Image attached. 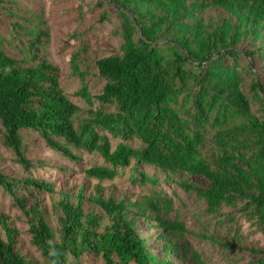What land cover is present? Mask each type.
<instances>
[{
  "label": "trees",
  "instance_id": "obj_1",
  "mask_svg": "<svg viewBox=\"0 0 264 264\" xmlns=\"http://www.w3.org/2000/svg\"><path fill=\"white\" fill-rule=\"evenodd\" d=\"M95 5L99 20L109 21L121 42L94 59L104 78L96 94L78 66L88 45L71 55V73L79 77L75 92L88 105L80 113L59 83V69L42 52L46 22L19 14L17 0H0L13 30L30 37L20 56L0 45V147L11 150L25 171L10 175L0 166V186L18 204L40 257L23 251L11 218L0 213V264H86L87 257L103 264H206L184 237V224L165 215L170 200L117 199L104 195L99 183L87 189L84 182L111 180L118 168L144 163L179 175L178 185L205 201L207 212L244 200L264 230V80L246 59H258L264 72V0ZM95 100L100 106H92ZM30 131L70 160H79L75 148L98 153L106 164L85 168L83 183L56 189L29 172L46 162L26 155ZM112 139H119L114 147ZM132 139L139 144L127 143ZM188 174L205 177L208 185L187 180ZM138 180L156 182L143 172ZM36 190L48 194L49 206ZM138 216L156 220L157 229L139 232ZM199 236L223 247L238 245L236 239ZM246 264H264V256Z\"/></svg>",
  "mask_w": 264,
  "mask_h": 264
},
{
  "label": "rangeland",
  "instance_id": "obj_2",
  "mask_svg": "<svg viewBox=\"0 0 264 264\" xmlns=\"http://www.w3.org/2000/svg\"><path fill=\"white\" fill-rule=\"evenodd\" d=\"M17 1L22 8L19 10V14L29 18L35 17L32 22L39 21L41 18L46 22L44 27L48 31L49 38L44 44L42 52L45 54V58L59 69L61 87L65 94L81 107L80 113H83L88 105L75 92L79 86V77L71 73L69 59L83 44L88 45L87 52L82 53L79 57L78 66L85 74L89 90L95 94L99 93L104 78L98 74L94 59L106 52L117 50L121 42L120 37L111 32L112 24L109 21L99 20L100 8L95 5V0ZM108 10L113 12L111 7ZM28 31L29 34H33L29 29ZM0 37L3 39L0 45L6 52L16 56L21 55L23 43H26L30 38L27 39V35L25 36L22 30H20V34L13 30L10 19L1 12ZM246 59L251 65H254V70L264 80V72L258 69L260 64L258 59L254 62L250 57H246ZM92 106L98 107L100 103L95 100ZM102 106L108 107L107 105ZM28 137L24 141L26 155L38 158L43 162L46 161L41 167L31 168L30 174L36 178L52 181L56 189L65 191V188L83 183L85 168L106 164L96 152L88 153L85 150L73 148V152L79 157V160L73 161L48 147L35 131H30ZM118 141L119 139H112V147ZM127 143L132 146L139 144L137 139L128 140ZM15 159L16 156L11 150L3 146L0 147V166L3 172L16 176L24 175L25 171ZM141 172L156 179V182L140 183L138 178ZM178 178L179 175L169 177L158 168L132 161L128 166L118 168V174L111 180L91 178L87 180L89 183H84L87 189L90 188V185L99 183L104 195H113L117 199L122 195H129L130 199L136 198L139 201L146 197L170 200L171 208L165 212V215L171 219L175 217L184 224V237L189 241L192 249L199 252L206 264H246L264 256L259 251V249H264V230L252 219L249 211L250 206L245 204L244 200H237L235 205L224 204L215 213L207 212L205 201L197 198L194 191H185L176 182ZM186 179L200 186L208 185V180L203 176L188 174ZM33 194L43 197L44 205L49 206L46 202L49 201L48 194L40 190H36ZM0 213H5L11 218L13 226L18 230L15 240L23 251L40 260L37 250L30 242V233L24 215L12 196L5 192L1 186ZM146 213L149 214V211L147 210ZM137 224L138 231L144 234L153 233L158 227L156 220L144 216H138ZM204 233L212 234L223 241L236 239L238 245L233 248L220 246L199 236ZM148 243L156 247L159 242L150 238ZM87 259L89 262L86 264H103L100 260H91L89 257Z\"/></svg>",
  "mask_w": 264,
  "mask_h": 264
}]
</instances>
